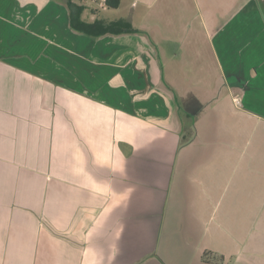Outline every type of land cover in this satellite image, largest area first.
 Instances as JSON below:
<instances>
[{"label":"crops","instance_id":"0c3cea01","mask_svg":"<svg viewBox=\"0 0 264 264\" xmlns=\"http://www.w3.org/2000/svg\"><path fill=\"white\" fill-rule=\"evenodd\" d=\"M126 1L139 32L91 37L0 0V264H224L264 230V0Z\"/></svg>","mask_w":264,"mask_h":264},{"label":"rangeland","instance_id":"374dc122","mask_svg":"<svg viewBox=\"0 0 264 264\" xmlns=\"http://www.w3.org/2000/svg\"><path fill=\"white\" fill-rule=\"evenodd\" d=\"M126 2L128 5L129 1H126ZM100 3L101 2H98V1H97V3H95L96 4L95 6L99 8V10L97 12H95V16H98L99 18H102V17H105V18L106 17H108V18L115 17V18H117V17L122 16V15H129L133 18V20L131 21L132 22L131 24H132L133 29L135 30L134 33L139 32L135 28V27H139V24H140V21L138 19L139 14L141 16L143 15L139 8L134 9V10L132 8L130 9L131 5H128V8H127L126 3H125L124 8H123V10L125 11V14H124V11L122 9L119 11L111 10V9L108 11H104V7L103 6L101 7ZM129 9H130V12L127 13V11H129ZM115 18H111V19H115ZM125 20H128V19H125ZM185 136L188 137L190 135L186 134ZM183 214H185V213H183ZM182 220H183V223L181 225H186L185 227H188L191 224L195 225V223H191L188 220H187V222H185L183 217H182ZM188 229H189V227H188ZM236 242L239 243V248H240L237 251L231 250L234 247L228 248V244H227L228 251L231 250V252H230V256H227V261L224 264H264V230L262 231L261 235L238 237V238H236ZM173 251H174V253L176 252L174 249H173ZM177 251H178L177 257H176L177 260H176L175 264H177L178 260H181V259H182V261H185L184 260V259H186L185 256L187 255V258H188V257H190V254L193 253V251L190 252V249L187 247H185V249H183V248L181 249L180 244L177 246ZM236 253H238V254H236ZM168 255H171V252L167 251L166 254L164 255V257L168 261L167 262L168 264H172L169 262V261H171L172 258H169ZM195 256H196V254L194 255V257ZM204 259H205L206 263H215L216 264V263H218L217 259L221 261L222 257L219 254L206 253V254H204ZM196 260H198V258L193 259V264H195ZM208 260H209V262H208ZM185 264H186V261H185ZM198 264H201V262H199Z\"/></svg>","mask_w":264,"mask_h":264},{"label":"trees","instance_id":"16d2710c","mask_svg":"<svg viewBox=\"0 0 264 264\" xmlns=\"http://www.w3.org/2000/svg\"><path fill=\"white\" fill-rule=\"evenodd\" d=\"M122 0H105V5L110 9H118ZM71 12V28L79 33L91 37H102L106 35H121L134 33L135 30L129 20L120 19L107 21L96 18L92 22L83 20L82 16L86 7L75 3L73 0H66Z\"/></svg>","mask_w":264,"mask_h":264}]
</instances>
